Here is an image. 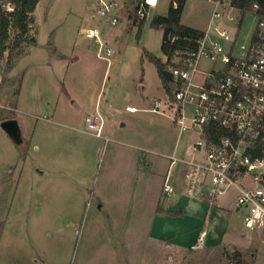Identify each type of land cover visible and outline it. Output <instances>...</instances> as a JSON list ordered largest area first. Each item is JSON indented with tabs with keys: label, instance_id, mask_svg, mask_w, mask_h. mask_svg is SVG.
I'll return each mask as SVG.
<instances>
[{
	"label": "rangeland",
	"instance_id": "374dc122",
	"mask_svg": "<svg viewBox=\"0 0 264 264\" xmlns=\"http://www.w3.org/2000/svg\"><path fill=\"white\" fill-rule=\"evenodd\" d=\"M172 1L159 0L144 25L131 4L120 8L118 24L103 27L108 59L79 31L94 23L97 0L39 1L22 53L0 62V101L12 108L0 123L17 119L23 137L16 144L0 125V264H264V230L246 228L234 208L217 224L216 206L204 218L167 216L171 229L155 237L165 222L158 206L175 203L163 193L165 155H194V135L180 133L172 94L145 55L166 60L163 29L151 20ZM213 9L186 0L182 22L204 30ZM257 21L244 16L242 38ZM96 111L102 137L85 127ZM202 227L205 235L186 245Z\"/></svg>",
	"mask_w": 264,
	"mask_h": 264
},
{
	"label": "built area",
	"instance_id": "2783aa9c",
	"mask_svg": "<svg viewBox=\"0 0 264 264\" xmlns=\"http://www.w3.org/2000/svg\"><path fill=\"white\" fill-rule=\"evenodd\" d=\"M207 1L214 6L207 28L196 46L176 56L170 67L173 81L168 102L180 133L194 135L190 146L194 155L167 156L170 164L163 193L204 201L211 209L218 208V198L229 195L245 227L256 233L264 230V14L255 3L246 14L255 15L258 21L251 34L242 38L246 15L242 9L231 0ZM158 2L97 0L94 23L79 31L97 42L98 55L108 59L113 50L105 45L103 27L118 24L120 8L131 4L138 19H144ZM204 60L212 64L209 69L201 67ZM3 83L0 72V92ZM161 105L162 101L155 100L153 110ZM3 109L12 108L0 101V111ZM103 126L98 111L86 116L88 132L102 137ZM176 168L183 173L180 187L173 181Z\"/></svg>",
	"mask_w": 264,
	"mask_h": 264
},
{
	"label": "trees",
	"instance_id": "16d2710c",
	"mask_svg": "<svg viewBox=\"0 0 264 264\" xmlns=\"http://www.w3.org/2000/svg\"><path fill=\"white\" fill-rule=\"evenodd\" d=\"M39 1L0 0V62L7 54L9 60H12L18 48L17 54L22 53V46L20 45L23 41L30 40V38L26 39L25 35L30 30L32 14L35 12ZM175 2L177 6L174 5ZM231 2L242 9L243 15L251 10L255 3L259 5L257 11L264 14V0H231ZM185 3L186 0H173L167 15H155L151 20L152 27L163 29L162 48L166 54V60H162L153 53L145 52L147 59L155 63L164 86L171 94L173 76L170 67L175 64L173 59L176 56L184 55L185 50L195 47L197 40L203 34V30L182 22ZM9 5L13 9L10 10ZM144 22L143 20L140 24L144 25ZM173 36L176 37L174 41L171 40ZM13 39L14 42L12 43Z\"/></svg>",
	"mask_w": 264,
	"mask_h": 264
},
{
	"label": "crops",
	"instance_id": "0c3cea01",
	"mask_svg": "<svg viewBox=\"0 0 264 264\" xmlns=\"http://www.w3.org/2000/svg\"><path fill=\"white\" fill-rule=\"evenodd\" d=\"M186 25H188V24H186ZM201 30H203V29H201ZM165 157L168 158L167 155H165ZM138 164H139V162H138ZM168 169H169V167H168ZM167 172H168V170H167ZM164 176H166V175H164ZM173 181L175 182V184L178 187H180L182 185V183L184 182L183 173L178 168H176L175 171H174ZM168 197H170L172 200H175V203L172 206H168V207H164V206H161V205L158 206L160 208L161 212H158L157 216L161 220H165L166 223L162 222L160 224L162 231L160 230L157 234L154 233L156 235L155 237L165 236L167 234L166 232L171 229L169 227L170 224L167 223V221H166L167 216L171 217L172 215H174L176 217V216L185 215V216H188V217H193V218H198L199 219L201 217H203V218L206 217V214L208 212L207 208L211 209V208H209L207 206V204L204 201L194 200V199H191L189 197L183 196L181 194H175V195L168 196ZM224 201H225V204H222L221 206H218V207H220V209H217L218 216L214 218V222L213 223L217 224V223L221 222L220 219H219L221 217V216H219L221 210H228L230 212V214H231L232 209L233 208L235 209L234 201L229 195L228 196H224ZM218 225H220V224H218ZM202 230H203V227L200 228L199 232L195 235V237L192 236V238L184 239L185 244L192 246L193 243L195 242V240L197 239V237L200 235V233L201 232L203 233ZM225 230L223 231L222 239H223V236L225 234Z\"/></svg>",
	"mask_w": 264,
	"mask_h": 264
},
{
	"label": "water",
	"instance_id": "95a60500",
	"mask_svg": "<svg viewBox=\"0 0 264 264\" xmlns=\"http://www.w3.org/2000/svg\"><path fill=\"white\" fill-rule=\"evenodd\" d=\"M0 125L16 144H20L23 141L22 130L17 119L9 118L2 120Z\"/></svg>",
	"mask_w": 264,
	"mask_h": 264
}]
</instances>
